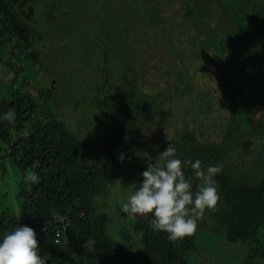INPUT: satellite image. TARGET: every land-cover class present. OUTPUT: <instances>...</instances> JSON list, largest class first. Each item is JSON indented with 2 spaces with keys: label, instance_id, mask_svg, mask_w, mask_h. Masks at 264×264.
I'll use <instances>...</instances> for the list:
<instances>
[{
  "label": "trees",
  "instance_id": "1",
  "mask_svg": "<svg viewBox=\"0 0 264 264\" xmlns=\"http://www.w3.org/2000/svg\"><path fill=\"white\" fill-rule=\"evenodd\" d=\"M37 1L0 0V47L14 42L17 54L33 62L38 56L36 34L18 11ZM118 4L121 11L108 27L119 31L104 39L106 60L109 50L113 53L118 45L131 50L128 35L156 27L150 41L160 39L158 48L169 66L167 78L174 77L172 97L182 102L203 93L202 100L187 101L186 106L189 114L194 106L201 109L195 107L194 122L206 111L216 115L211 123L216 138L204 143L194 130L179 125L175 134L165 137L168 130L162 119H155L164 98L158 102L135 92V68L126 69L113 83H105L107 73L98 71L99 80L93 87L94 118L89 122L95 127L92 144L77 138L80 135L51 112V91L14 90L9 100L0 103V172L5 175L8 162L20 174L15 196L18 211L0 215V235L17 226L31 227L46 264H188L189 254L197 248L193 234L170 241L167 234L154 231L150 221L138 222L133 226L134 235L140 237L135 258L129 240L123 243L109 236L111 218L96 202L117 181L123 153L141 174L148 163H162L159 154L172 144L181 160L199 159L204 168L222 166L215 176L220 199L214 210H206L210 215H203L199 228L210 230L213 224L219 225L228 243H242L249 250L245 264H264L260 238L264 235V175L257 179L229 170L241 158L261 161L256 150L264 137V0H123ZM118 4L114 5L117 9ZM111 7L100 8L97 22L102 14L112 18L106 12ZM214 96L213 103H208ZM8 112L15 114L13 121L3 119ZM258 112L260 128L252 120ZM129 119L138 125L136 147L145 148L151 160L125 150L123 135ZM154 120L162 129L159 142L140 127L142 121ZM31 166L36 167L38 183L26 177ZM184 171L193 191L197 190L199 181L193 171L188 167ZM57 219L66 221V245L71 250L54 242L56 232L63 228L55 223Z\"/></svg>",
  "mask_w": 264,
  "mask_h": 264
},
{
  "label": "rangeland",
  "instance_id": "2",
  "mask_svg": "<svg viewBox=\"0 0 264 264\" xmlns=\"http://www.w3.org/2000/svg\"><path fill=\"white\" fill-rule=\"evenodd\" d=\"M121 1L123 0H38L36 4L19 10L20 18L35 31L37 61L33 62L24 55H18L14 42L12 45L0 47V103L3 99L9 100L14 90H20L22 93H34L35 90L42 89L51 91L53 93L49 101L51 112L71 130L73 129L74 133L80 135L77 138L92 144L95 143L92 133L95 127L89 122L94 118L93 87L96 80H99L98 71L103 70L105 74L107 73L105 83H113L114 80L122 78L126 69L135 68L138 71L135 92L144 94L148 99L156 98L158 102L164 98L159 117L155 119H162L163 128L168 130L165 137L175 134L174 130L179 125L183 130L187 128L194 130L196 136L198 138L201 136L204 143H210L216 138L214 125L211 124L212 120L216 119V115L206 111L202 116L199 115L198 122L193 121L196 116L192 114L198 106L190 108L189 114L187 101L202 100L203 93L199 92L200 94L182 102L180 98L172 97L170 89L174 77L167 78L166 70H169V66L163 50L158 48L160 39L150 41L151 35L156 34V27L141 28L139 35H128L127 40L132 44L131 50L129 48L125 50L118 45V49L113 50L115 53H112V49L109 50L106 60L104 53L107 47L104 39L118 34L116 32L119 31L118 28L115 29L114 26L113 29H109L108 26L114 24L115 16L119 10L121 11L119 9L121 6L118 4ZM115 3L118 4L116 5L118 9L115 8ZM108 4L113 5L110 11L106 10L112 18L102 14L97 22L100 8L105 5L108 8ZM19 71L23 73L19 75ZM214 98L215 96L207 102L213 103ZM259 117L260 112L252 119L256 128L262 126ZM141 123L140 127L149 137L158 138V142L160 137L163 138L158 122L154 120ZM135 127L138 128V125L133 119H129L124 128L125 146H123L125 150H132L135 155L144 156L145 153L147 154L145 148L138 149L134 143ZM195 129L198 132H195ZM29 130L30 128L26 127L24 132L28 133ZM124 148L122 147L123 152ZM151 150L153 151L152 148ZM153 154L158 153L153 151ZM256 154L257 159L261 161L254 159L249 161L250 158L246 156L247 159L234 161L229 170L244 172L251 178L264 175V137L261 139V144H257ZM123 156L118 178H125L126 185L133 181V178L139 182L141 177L139 168L131 163L128 154L123 153ZM5 169V175L0 172V215H7L9 212L16 214L18 211L15 201L18 188L16 182L20 174L8 162L5 163ZM35 169V166L29 167L26 177H29ZM115 184L109 186L108 194L99 197L96 202L99 209L111 218L108 227L109 236L118 242L125 243L129 240L131 251L137 258L140 237L134 235L133 226L138 222L135 223L122 215L117 216L115 206L119 202H124L125 198L124 195H118L121 189H124L123 185L119 187V185L114 186ZM204 215L207 217L210 214L205 211ZM200 221L202 222V218L198 220L197 230L193 234L197 248L189 254L188 264H245L249 250L241 245L242 243H228L222 230H219L221 227L217 224L216 226L213 224L210 230L200 229ZM260 238L264 245V235L261 234Z\"/></svg>",
  "mask_w": 264,
  "mask_h": 264
},
{
  "label": "clouds",
  "instance_id": "3",
  "mask_svg": "<svg viewBox=\"0 0 264 264\" xmlns=\"http://www.w3.org/2000/svg\"><path fill=\"white\" fill-rule=\"evenodd\" d=\"M14 117V113L8 112L3 119L13 121ZM144 156L151 160L146 153ZM158 157L162 163H148L138 187L125 189L127 196L119 209L136 221L147 219L154 231L167 234L170 241H177L194 234L205 211L215 209L220 199L215 176L221 173L222 166L214 164L204 168L199 159L181 160L172 144ZM120 160H124L123 155ZM186 167L199 181L195 191L186 177ZM27 179L39 182L35 172ZM147 214H151L150 217ZM0 264H46L34 229L17 226L0 235Z\"/></svg>",
  "mask_w": 264,
  "mask_h": 264
},
{
  "label": "water",
  "instance_id": "4",
  "mask_svg": "<svg viewBox=\"0 0 264 264\" xmlns=\"http://www.w3.org/2000/svg\"><path fill=\"white\" fill-rule=\"evenodd\" d=\"M116 183V184H115ZM114 184V186H117V185H119V187H120V185L122 184L123 185V190L121 189V191L118 193V195H124V198L126 199V196H127V192L125 191V189H128L129 187H131V186H133V185H137V183H138V180L137 179H134V182H133V184H130V183H128L127 185H126V179L125 178H118L117 179V181L115 182ZM118 201V200H117ZM122 203L123 202H119L118 204H117V206H115V210H116V212H117V216L118 217H120V215H122L124 218H129V219H131L132 221H134L135 223L136 222H141V223H145V222H147V219H145V220H143V221H136V220H134L130 215H128L127 213H124V212H122V210H120L119 208L121 207V205H122ZM147 216L148 217H150V214H147Z\"/></svg>",
  "mask_w": 264,
  "mask_h": 264
},
{
  "label": "built area",
  "instance_id": "5",
  "mask_svg": "<svg viewBox=\"0 0 264 264\" xmlns=\"http://www.w3.org/2000/svg\"><path fill=\"white\" fill-rule=\"evenodd\" d=\"M55 223H58L63 227L62 231L59 230L55 234V239H54L55 244L62 246L66 250L67 249L71 250L72 248L70 246L68 247L66 245L67 240H66V236H65L66 235L65 234V232H66V221H65V219H57V220H55Z\"/></svg>",
  "mask_w": 264,
  "mask_h": 264
},
{
  "label": "flooded vegetation",
  "instance_id": "6",
  "mask_svg": "<svg viewBox=\"0 0 264 264\" xmlns=\"http://www.w3.org/2000/svg\"><path fill=\"white\" fill-rule=\"evenodd\" d=\"M134 179H135V178H133V179H132L133 181H131V182H130L131 184H133V182H134Z\"/></svg>",
  "mask_w": 264,
  "mask_h": 264
}]
</instances>
